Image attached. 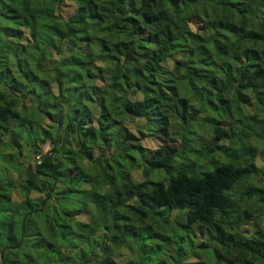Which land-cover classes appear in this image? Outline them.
<instances>
[{
    "label": "trees",
    "instance_id": "16d2710c",
    "mask_svg": "<svg viewBox=\"0 0 264 264\" xmlns=\"http://www.w3.org/2000/svg\"><path fill=\"white\" fill-rule=\"evenodd\" d=\"M0 264H264V0H0Z\"/></svg>",
    "mask_w": 264,
    "mask_h": 264
},
{
    "label": "rangeland",
    "instance_id": "374dc122",
    "mask_svg": "<svg viewBox=\"0 0 264 264\" xmlns=\"http://www.w3.org/2000/svg\"><path fill=\"white\" fill-rule=\"evenodd\" d=\"M73 13V8L71 7V6H67L66 7V9L64 10V14L66 15H70V14H72ZM134 123V122H133ZM144 138V137H143ZM144 141H143V144H144V146L145 147H154V146H156V144L154 143L153 144V142L152 141H150L149 139L147 140V139H143ZM42 152H46L48 149H49V145H48V142H46L44 145H42ZM25 156V155H24ZM28 158L25 156V157H22L20 160L22 161V160H27ZM257 163H258V160H257ZM135 172H137V173H139L140 171L138 170H136ZM10 194H11V196L13 195V197L16 195V194H18L17 193V191H13V193L10 191Z\"/></svg>",
    "mask_w": 264,
    "mask_h": 264
}]
</instances>
